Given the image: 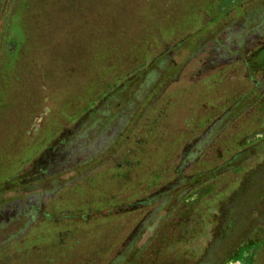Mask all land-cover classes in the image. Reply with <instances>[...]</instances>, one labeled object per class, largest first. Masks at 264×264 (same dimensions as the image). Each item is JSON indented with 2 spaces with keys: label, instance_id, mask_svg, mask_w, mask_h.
<instances>
[{
  "label": "trees",
  "instance_id": "obj_1",
  "mask_svg": "<svg viewBox=\"0 0 264 264\" xmlns=\"http://www.w3.org/2000/svg\"><path fill=\"white\" fill-rule=\"evenodd\" d=\"M66 2L0 0L11 32L2 47L15 46L0 51V141L22 123L9 108L39 106L5 82L41 54L60 118L127 110L101 138L66 129L32 170L0 182V264H225L252 246L264 256V10L243 0ZM225 3L235 26L204 39L203 14L214 21ZM187 63L191 82L169 87ZM30 181L37 192L5 199Z\"/></svg>",
  "mask_w": 264,
  "mask_h": 264
},
{
  "label": "rangeland",
  "instance_id": "obj_2",
  "mask_svg": "<svg viewBox=\"0 0 264 264\" xmlns=\"http://www.w3.org/2000/svg\"><path fill=\"white\" fill-rule=\"evenodd\" d=\"M4 1V0H3ZM65 6L69 9H77L78 6V0H66ZM245 3H250L246 5L248 8H250L252 13L261 12L264 10V0H243ZM227 3V2H226ZM222 5L218 11H220V15L217 19L214 21L209 22L211 18L212 13L210 14H203L202 17V23L201 25L204 27L200 34L203 36L204 39H214L218 38L219 40L222 39L225 34L227 33V27L229 29H232V27L235 26L233 22L235 21L236 17L238 18V14L236 16V11L231 10L226 15H222V11L225 10L227 7V4ZM243 4V5H244ZM251 5V6H250ZM7 6V5H6ZM245 6V7H246ZM4 7V5H3ZM47 16L45 17L44 21L46 23H50L49 18L52 16L53 11L49 7L46 11ZM2 19L0 20V51L4 53V57H6V50L9 51V55H12L15 51V46L8 43L4 47H2L3 42L8 40L11 36V32L7 28L6 23L4 25ZM226 28V29H225ZM224 34V35H223ZM225 38V37H224ZM17 40V46H19V36H16ZM171 45V44H170ZM163 46V45H162ZM162 49V48H161ZM167 52H170L169 59L172 57L173 59L177 60L178 62L183 61L184 53L178 56L180 53L179 50L176 49H168ZM178 53L177 55L175 53ZM44 54V53H43ZM8 55V56H9ZM42 55V54H41ZM40 56H37L35 60H32L28 62V59H26V63H22L20 67H18L19 73L21 72V80L20 81H6L5 86L8 90V92H11L12 94H16L18 97H26V94L32 95L31 99L36 98L38 99L37 104H39L38 107L33 108L32 113L29 112L30 108L33 107L30 103L27 107L24 108V106H16V109L9 108L13 114L21 113V121H15L14 122V128L13 131H15L16 138L14 140L8 141V142H1L0 141V182L6 180L7 178L17 175L22 176L25 175L29 170H32L36 166L37 160L41 157V151L45 150L49 143L58 136L61 132L65 131L66 129L75 128L79 131V133H82L86 128L92 127L96 128L97 131H95L96 134L100 135V138L105 134V136L108 134L107 125H119L122 123L124 115L126 113V108L123 110V113L118 114V116L111 117L112 113H103L102 109H99L98 112L95 114H81L79 116H67L66 118H60V115L67 114L65 111L60 112L58 115V111H55L56 102H54L52 99H50L49 96V90H48V83L43 82V79H41V75L44 68V63L41 62ZM44 59H47L46 55H42ZM58 56V55H57ZM194 61V60H193ZM192 61V62H193ZM52 62V60H51ZM188 63H191V59L188 61ZM186 64L184 69L181 71V75L177 81H174L169 84V87H177L181 85H186L187 82H191V80L186 77L185 73L188 69H190L192 63L190 66L189 64ZM195 63V61L193 62ZM50 66V65H49ZM54 67V65H52ZM14 68V67H13ZM11 69V68H10ZM8 68H5V75L6 78L9 75ZM42 83V84H41ZM41 84V85H40ZM44 84V85H43ZM127 96V95H126ZM132 96V95H131ZM128 99H133V97ZM124 98V99H127ZM40 99V100H39ZM122 99V98H121ZM120 103L121 100H118ZM134 105H131L128 107V110L131 109ZM6 110V108H5ZM57 110V109H56ZM29 114H33L35 117L30 118ZM113 115V114H112ZM111 118V119H110ZM97 119H100L97 121ZM24 122V123H23ZM110 122V124H108ZM24 126L23 128L21 126ZM21 127L22 133H20V136L18 135V129ZM18 135V137H17ZM87 140L86 136L85 138H80L81 144H86L87 142L90 143ZM146 148L149 150H153L155 146L153 145H146ZM159 148V146H158ZM145 159L142 160V162L138 165L139 168L135 169L138 173H143L144 170V163ZM48 161H46L47 163ZM135 174H133L134 176ZM135 177V176H134ZM38 185L35 184L33 181L28 182L25 186H23L22 192H6L5 193V199L8 202L11 203L12 201L16 200L18 196H25L32 194L34 192H37ZM255 247L243 248L242 251L238 254V259L242 261H246V264H264V256L262 254L259 255L255 253ZM251 262H249V259Z\"/></svg>",
  "mask_w": 264,
  "mask_h": 264
},
{
  "label": "flooded vegetation",
  "instance_id": "obj_3",
  "mask_svg": "<svg viewBox=\"0 0 264 264\" xmlns=\"http://www.w3.org/2000/svg\"><path fill=\"white\" fill-rule=\"evenodd\" d=\"M225 264H246V261L238 259V255L229 259Z\"/></svg>",
  "mask_w": 264,
  "mask_h": 264
}]
</instances>
